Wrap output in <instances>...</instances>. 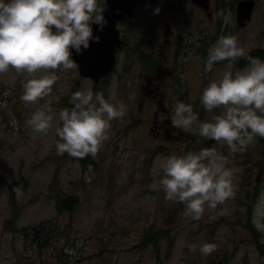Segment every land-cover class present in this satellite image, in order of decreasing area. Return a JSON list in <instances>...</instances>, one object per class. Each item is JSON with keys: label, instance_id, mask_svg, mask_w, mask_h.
Instances as JSON below:
<instances>
[{"label": "rangeland", "instance_id": "obj_1", "mask_svg": "<svg viewBox=\"0 0 264 264\" xmlns=\"http://www.w3.org/2000/svg\"><path fill=\"white\" fill-rule=\"evenodd\" d=\"M243 1L249 0H209V10H201L192 0H139L132 22H143V16L149 17L146 13L157 7L165 21L146 29L136 24L132 43L147 44L155 32L163 34L168 22L194 46L185 56L180 52L168 61L122 60L96 87L76 71L60 70L51 96L26 104L18 87L23 77L14 69L0 74V264H264V234L251 223L254 196L264 187V138L256 137L242 154L218 148L234 170L238 191L217 209L206 207L200 221L185 216L184 204L166 200L158 188L161 159L199 151L187 143L208 140L190 133L171 138L162 129L158 132L154 121L161 127L165 120L171 122V113L163 112L154 99L166 94L167 109L171 101L195 106L200 80L207 86L227 68L228 62L222 61L211 72L204 71L208 49L221 35L237 36L246 55L264 60V0H254L250 24L240 27L237 8ZM222 10L231 14L230 24L217 16ZM199 41L204 58L199 57ZM238 68H243L241 63ZM152 77L153 90L159 87L154 95L147 89ZM89 88L111 102L122 101L127 113L111 122L109 139L96 157L58 156L54 128L45 136L33 132L26 121L48 99L54 114L71 108L72 93ZM219 113L204 110L200 120ZM210 144L215 146L214 141ZM16 187L24 193L19 199ZM68 197L77 198L75 209L59 210L58 200ZM34 227L43 229L47 239L33 241L23 232ZM205 242L217 245L206 257L199 251ZM193 244L195 252L190 250Z\"/></svg>", "mask_w": 264, "mask_h": 264}, {"label": "clouds", "instance_id": "obj_2", "mask_svg": "<svg viewBox=\"0 0 264 264\" xmlns=\"http://www.w3.org/2000/svg\"><path fill=\"white\" fill-rule=\"evenodd\" d=\"M105 10L98 0H0V74L14 69L23 77L20 99L24 103L38 104L50 97L59 79L57 71H79L72 49L79 53L89 47L92 25L102 30L107 23ZM160 11L157 7L154 14ZM217 16L224 24L231 23L230 13L222 10ZM240 58H245L247 65L235 68ZM222 61L228 62L227 68L200 95L207 113H220L201 121L192 104L179 101L172 105L170 115L172 127L214 141L215 146L171 154L158 165L163 173L158 188L165 199L184 204V215L195 221L203 218L206 207L215 210L234 199L238 191L234 170L227 167V157L218 148L226 146L231 154H242L256 137L264 138V60L246 55L237 36L221 35L208 49L204 71L211 72L214 64ZM70 103L71 108L54 114L48 99L26 123L33 132L45 136L54 128L59 138L55 143L58 156L94 158L109 139L111 122L123 119L127 105L119 100L111 102L91 88L72 93ZM14 192L18 199L24 195L19 187ZM251 223L264 234V187L256 196ZM196 247L193 244L190 250L195 252ZM199 251L206 257L217 251V245L205 242Z\"/></svg>", "mask_w": 264, "mask_h": 264}, {"label": "flooded vegetation", "instance_id": "obj_3", "mask_svg": "<svg viewBox=\"0 0 264 264\" xmlns=\"http://www.w3.org/2000/svg\"><path fill=\"white\" fill-rule=\"evenodd\" d=\"M108 2L109 0H103L102 2H100L102 5L105 6V9L108 8ZM192 2L199 6L201 10H209V0H207V3L205 6H201L198 3L200 2L199 0H192ZM139 0L136 1V6L134 9V13L133 15H129L128 13H126V9L124 7H120L117 8L115 10V14L111 16V19L115 21L116 24V31L118 33V37H119V46H116V50H115V62H116V66L117 64L123 60V62L128 61L131 59H142L143 62H145L147 64V62H154L156 59H161V57H163L165 59V61H168L167 58H172V57H176L178 58V54H180V52H182L181 54L184 53V56L190 51L191 48H193L194 44H190L187 45L185 43V38L184 36H182L181 31L177 32L176 30L173 31L171 24H169L168 22L165 24V31L163 32V34H159L158 36H155V34L157 35L158 32H155V34H153V36L150 38V41L146 44H139V43H132L130 38L132 39V37L135 34V25L136 24H141L143 26V28H147V26H149L148 24H150L152 27H154L155 25H160L162 22L164 23V16L162 12H159V14H154V11L151 12H147L146 14H150L149 17H144L143 19L144 21L141 23H134L132 22L136 16V11H137V6H138ZM106 11V10H105ZM104 11V13H105ZM174 15V14H173ZM183 33H184V29H183ZM156 39V40H154ZM204 41V40H202ZM202 41H199L196 46L198 47V49H200V53H199V57L200 55H204V50H203V43ZM200 43V44H199ZM142 45V46H140ZM252 56V55H250ZM74 57V54L72 53V59ZM204 58V56H203ZM179 61V59H176V62ZM174 62V61H173ZM241 63L242 67H245L247 65V60L245 58H243L241 61H236L235 63V68H238L239 64ZM116 66L112 72V74L115 73L116 70ZM79 75L80 72L76 71ZM174 73V72H173ZM111 74V75H112ZM110 75V76H111ZM81 76V75H80ZM110 76H108L107 78L100 80L99 83H95L92 79L90 78H85L88 79L89 81H91L94 86L96 87L97 85L105 82ZM82 77V76H81ZM84 78V77H82ZM155 79V77H152L150 80H148L149 82V86H147L148 88V93L153 95L155 93H159V87H154L153 84V80ZM20 82H18V87H19V93L22 92V80H19ZM206 87L205 86V82L204 79L200 80L199 86H198V92H197V103L195 106H193L194 111L199 115V118L203 116V112L204 109L202 107V105L200 104V95L202 94V90L203 88ZM142 88V87H141ZM176 90V87H174ZM174 88L172 89L171 92L174 93ZM145 89V88H143ZM18 93V94H19ZM166 94L163 95L162 98H158L156 97L155 103L156 105L161 108L163 110V112H166L167 110L171 113V108L172 105H174L173 101H171L169 103V107L170 108H166L167 104H166ZM184 102V101H183ZM158 113V112H157ZM170 116V115H169ZM200 118V119H201ZM155 123V127L157 128L158 132L162 129L167 136L171 137V138H175L178 137L179 135L183 136L187 133L176 129L174 127L171 126V122L168 120H165L161 127L158 125V123L156 121H154ZM168 124H170V127H168ZM187 136V135H185ZM192 143H187V147H194L197 150L204 148V147H210V142H202L201 144H197V141L195 143V140H191ZM257 193L254 196V201L256 199ZM251 200V199H250Z\"/></svg>", "mask_w": 264, "mask_h": 264}, {"label": "water", "instance_id": "obj_4", "mask_svg": "<svg viewBox=\"0 0 264 264\" xmlns=\"http://www.w3.org/2000/svg\"><path fill=\"white\" fill-rule=\"evenodd\" d=\"M137 0H109L108 8L103 13L107 23L100 30V26L93 24V40L87 49H81L79 53L72 49L73 60L79 65L80 75L84 78H90L95 83L107 78L116 66L115 50L119 46V37L116 31L115 21L111 19L115 10L120 7L126 9V13L133 15ZM201 6H205L207 0H199ZM256 2L254 0L243 1L238 4L237 17L240 27H247L250 24L253 10ZM99 37V41L95 40ZM217 264H225L219 261Z\"/></svg>", "mask_w": 264, "mask_h": 264}, {"label": "trees", "instance_id": "obj_5", "mask_svg": "<svg viewBox=\"0 0 264 264\" xmlns=\"http://www.w3.org/2000/svg\"><path fill=\"white\" fill-rule=\"evenodd\" d=\"M252 57H261V55H253ZM77 198L76 197H68L64 200H58L57 205H58V209H64V210H68V211H73L77 205ZM40 227H42L43 229H45L44 225H41ZM40 227H34V228H27V230H23V232L27 235L30 236L33 241H41V240H46L47 238H45L44 235V230H40ZM46 230V229H45ZM49 237V235H48ZM47 243V242H46ZM258 248H260L261 250H263V246L262 245H258Z\"/></svg>", "mask_w": 264, "mask_h": 264}]
</instances>
